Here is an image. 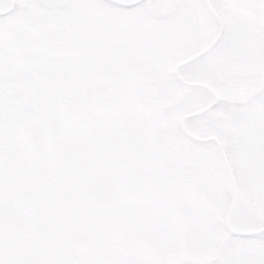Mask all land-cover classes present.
<instances>
[{"label":"snow or ice","instance_id":"6c2138e0","mask_svg":"<svg viewBox=\"0 0 264 264\" xmlns=\"http://www.w3.org/2000/svg\"><path fill=\"white\" fill-rule=\"evenodd\" d=\"M0 264H264V0H0Z\"/></svg>","mask_w":264,"mask_h":264}]
</instances>
